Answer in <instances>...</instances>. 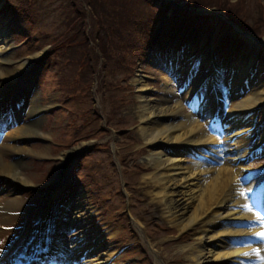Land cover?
Masks as SVG:
<instances>
[{
  "label": "rangeland",
  "instance_id": "374dc122",
  "mask_svg": "<svg viewBox=\"0 0 264 264\" xmlns=\"http://www.w3.org/2000/svg\"><path fill=\"white\" fill-rule=\"evenodd\" d=\"M25 1L26 0H13L12 4L16 7L24 8ZM217 2L218 4L219 2H222L224 5H227L226 0H217ZM5 3L11 4L10 1L6 2L5 0H2V5ZM57 6L58 1L37 0V24L33 26L26 24L22 16L17 19H11L7 16L3 18V24L5 25L4 28L8 29V36L12 39L13 43H18L24 38L30 37V42L23 48L19 49V52L15 55V59L31 60L35 55H39L41 57L47 49L58 43L60 40L65 42L68 37L67 35L73 33L72 23L70 21L63 20L64 17L59 13ZM251 14L256 18L259 17V10L257 6H251ZM208 20L209 19H205L203 22L199 23L200 28H204L208 24H211L215 27L212 34L213 36L209 34L207 30H202V39L205 41L212 39L216 40L221 32L225 31L227 28L220 25L218 22H208ZM251 28L258 37H263V30L259 31L253 25H251ZM232 33L234 34L233 31ZM193 36H195L194 32L187 40L188 42H191L187 48L189 53L195 49V43L192 38ZM60 53L64 54V51L62 50L58 54ZM180 61L181 60H178V64ZM57 64L58 60L56 57L49 61L51 69L46 67V77L44 80L42 79L43 82L39 85V90L41 86L42 92L39 91L38 94L42 98L45 96L43 101L48 105V109H46L44 114L41 116V131L39 132L47 134L50 138L58 142L60 147H55L51 144H41L39 146H35V149L33 148V150L40 153H55L56 160L52 162L39 163L26 161L24 163L27 164L20 166L23 174L22 176L29 178L31 181L35 179L37 182L33 184H35L36 188L39 189L41 185L48 183L54 178L57 166L59 164H63L62 174L65 176V182L62 179L55 182V189L52 191L53 193L50 199L46 202L45 208L49 209L54 200L56 201L59 197L64 199L63 195L67 189H70V194L67 197L72 198L74 195L75 199H73V203L76 206H80L81 208L87 207L86 213L88 216L85 220H83L81 225L82 227H80V224L76 220H72V223L66 221V223H68L66 229L69 232L67 235L69 239L73 238L74 240H77L82 231H88L93 237V242L91 244H94V246L92 249L98 246H103L102 249L107 248L108 246H111V248H117L121 245H130L133 241H138L139 244L144 247L139 249H128L126 253L120 256L119 264H165L164 257H169L171 255L172 257L180 259L182 262L180 264H188L185 261L186 258L183 257L184 255L182 256V253H179L178 249L184 247L185 245L188 246L193 243L195 244L197 241V235H192L193 239L189 242L186 241V238H184L179 243L168 245L164 244L170 236L179 233V230L172 226L171 223H168L161 216L157 201L153 200L151 195L146 193L148 187H145L142 183V178L148 173V171L144 172V167L147 168V162L145 160L149 155V152L137 155L136 151L138 150V147L134 146L130 150L129 165L131 166V172L126 176V182H131V184H128L127 187L122 184L120 176H118V178L114 173H112V168L109 165L108 158L115 154L118 155L120 159H126L124 150L133 145L132 138L134 136L135 138H140L137 131L134 130L137 127V124L139 125V123H137V118L133 119L132 115L127 111V107L130 105L131 97L127 102H123L120 99V94H114V101L116 102L115 107L120 111L121 115H117L114 112L111 113L110 108L106 107L101 95L99 94L101 91V94L105 95V92L101 89L104 77L102 76V78H98L97 73L102 74L105 66L94 63V67L92 69L91 63H85L84 66H86L87 69L85 72L91 70L95 73L93 84L87 88L88 98L86 100V105L81 107L78 111L75 106L76 102L79 101L77 99L67 105L63 104L60 108H55L53 105L59 103L61 98L69 92V88L74 89L75 87V83H72L71 80H68L67 85H64V83L58 79L60 77V70ZM148 65L150 68L153 67L152 63H149ZM158 66L164 67L162 60ZM109 77L111 80H118L121 79L122 76H115L111 74ZM2 81L13 82L14 80L4 78ZM72 91V94L75 95L74 90ZM147 99L155 101V97H152L151 95H148ZM51 101H55V103L50 104L49 102ZM88 106H93L105 114H111L110 117L115 116L112 127L117 130L124 129L121 134L124 135L126 133L129 136L126 140H124L122 135L119 136L118 133L115 132L110 143L111 149L107 153L101 155L86 157L84 162L79 165L78 171L74 172L71 176V159L79 150L74 153L75 155L72 154L67 158V160H63L61 162L59 160V156L64 154L67 150L70 151L74 147H80V150L83 151L87 145L92 144L101 138L100 135L96 136V133H94L91 128H87L84 125L82 113L85 114V109ZM47 110L49 111L47 112ZM89 121L90 120L87 122L89 123ZM48 146H50L49 149L47 148ZM28 149L32 150L30 147ZM4 159L6 160V154ZM95 180L99 181V185L95 184ZM120 182L122 186L121 195L117 193V186H120ZM14 186L18 188L15 184ZM95 191H97V193H95ZM122 191L125 194H123ZM102 195L111 196V201L102 203L100 200ZM1 197L4 198L0 199V206L7 200L11 199L12 196L9 193V189H6V194ZM79 197L82 199L77 200ZM16 199L18 200L20 207L27 203L34 204L41 202L42 196L40 192H33L19 194ZM74 206L72 205L71 208ZM105 208H108V210ZM120 210H126L128 214L119 218L117 217V212ZM67 215L66 217L68 218ZM14 217L15 221L13 223L18 220V216ZM131 218L140 221L143 230L141 237H138L136 240H133L130 235L133 227ZM2 222V215H0V224ZM158 224H163V226L167 228V231L159 229ZM195 231L196 230L192 233ZM2 232L3 231H0V247L2 242L4 240L6 241L9 237V234ZM169 263H171V260H169L167 264Z\"/></svg>",
  "mask_w": 264,
  "mask_h": 264
},
{
  "label": "bare ground",
  "instance_id": "6f19581e",
  "mask_svg": "<svg viewBox=\"0 0 264 264\" xmlns=\"http://www.w3.org/2000/svg\"><path fill=\"white\" fill-rule=\"evenodd\" d=\"M2 24L3 22L0 20V28H3L2 32H0V63H12L15 60L5 56V52H7L9 47L13 44L11 38L8 36V29L4 28V24ZM39 57V55H35L31 60H20L19 65L14 68L0 66V93L7 86V82L2 81L4 78L14 80L10 82L12 84L21 76L20 81L27 84L30 80L28 82L23 81L22 73L30 69L33 62L37 61ZM258 67L254 75L256 78L248 82L252 95H262L264 93V74L258 73ZM233 70L234 76L232 86L239 87L240 80H244L247 77L248 70L243 71L240 63H235ZM145 88H147L146 85L141 87V89ZM165 90L167 94L160 104L155 105L148 101H141L140 105L136 108V114L137 121L140 123L138 128L140 137L146 143L153 146L152 153L146 158L147 167L150 169L142 178L143 185L148 187V193L151 194L153 200L157 201L161 216L168 223H171L179 232L199 223L201 228L196 232L197 241L203 240L207 242L204 247H198L194 243L188 246L185 245L179 248L178 252L182 253V256L184 255L183 257L186 258L185 261L188 264H257L254 261L259 257L256 256L255 253L259 250L260 255L262 254V248L259 246L230 249L223 241H216V239L222 235H234L231 230H218L222 226L221 222L248 218L240 211L234 209L239 205L240 201L236 198L237 194L233 182L237 175L242 172L243 168L241 166L234 168L231 163H226L223 167L218 169L212 168L202 170L201 166L182 164L185 160L179 151H175L178 157L173 158L168 156L165 151L155 147V145L160 142L169 145L183 144L188 146H194L203 141L209 143L215 142L214 139L206 135L204 127L199 120L195 119L191 114L184 113L182 101L185 96L178 97L169 84H167ZM188 94L189 92L186 93V95ZM39 99L38 94L33 96V111L30 117L35 115L34 120L31 119L27 121L24 125L15 130L13 134L17 137H32L41 134L39 131H41L42 119L37 115L47 109L48 106L46 105L44 107ZM259 99L260 98L246 100L240 104L239 110L245 111L256 106L264 105V99L262 101ZM50 104H54V101ZM237 107L238 106L234 105V109ZM182 116H185L186 119L181 120ZM230 122H233V120ZM250 125L251 122L247 123L242 131L246 130ZM240 132L241 131L238 133ZM241 142L246 143L247 140L243 138ZM4 148L16 153L24 152L19 146L12 147L4 145ZM241 148L244 149V145L239 143L235 146L233 151L238 152ZM77 151H81L80 147H74L70 151H65L64 154L59 156L60 162L67 160L70 155ZM4 154L5 152L0 151V176L8 175L5 173L12 171L17 180L25 184L32 185V183L37 182L35 179L31 181L29 178L22 176V173L17 169V165L4 161ZM245 154L246 152L241 156ZM48 155L49 154L45 152L40 154V156ZM62 167L63 164H59L54 178L39 187L38 191L42 196V200L47 202L52 194L50 187H52L56 181L65 177L62 174ZM205 173H210V176L204 178L203 175ZM227 190L229 191L224 197ZM81 199V197L77 198V200ZM74 205L73 203V206ZM18 207V200L12 198L2 204L0 206L2 221H8L9 215L12 211H16ZM26 208L28 209V207ZM86 209L87 207L81 208L75 205L68 210V221L72 223V220H76L80 224V227H82L83 220L88 216ZM211 211L212 218H205ZM62 215L61 213L58 216L61 217ZM213 218L216 220L214 221ZM218 220L220 223L217 222ZM58 224L60 226V231L63 226L68 225V223L62 222L60 219ZM58 234L59 232L56 236ZM67 234V231H64L62 236L63 245L61 243V251L65 252L66 255L62 258V264H106L110 262L111 256L116 251L108 247L102 249L103 246L92 249L94 246V244H91L93 242V237L88 231H82L77 240L67 238ZM213 240L215 242H210ZM250 249L253 250V253L248 254L247 251ZM245 253L248 255L245 256ZM78 254L80 255L77 256ZM84 254H87L86 260L80 263V260L84 258ZM246 258H249L250 261H242ZM166 260L167 262L169 260L174 262L180 259L172 257L171 255L169 257L166 256Z\"/></svg>",
  "mask_w": 264,
  "mask_h": 264
},
{
  "label": "snow or ice",
  "instance_id": "6c2138e0",
  "mask_svg": "<svg viewBox=\"0 0 264 264\" xmlns=\"http://www.w3.org/2000/svg\"><path fill=\"white\" fill-rule=\"evenodd\" d=\"M248 207V211H251L252 208L251 206H247ZM261 217L264 218V213H261ZM262 226H264V224H262ZM256 238L260 240L261 244L264 245V231H260L256 234ZM2 251V250H0ZM248 254L245 253V256H247ZM256 256L259 257V260L257 261V264H264V256L260 255L259 250H257V252L255 253Z\"/></svg>",
  "mask_w": 264,
  "mask_h": 264
}]
</instances>
